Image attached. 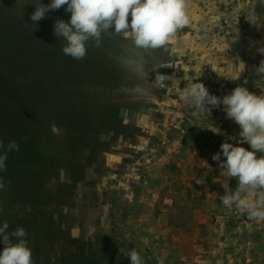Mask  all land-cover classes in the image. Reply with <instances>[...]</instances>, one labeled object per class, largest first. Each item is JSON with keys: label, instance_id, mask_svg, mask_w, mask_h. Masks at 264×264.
<instances>
[{"label": "rangeland", "instance_id": "obj_1", "mask_svg": "<svg viewBox=\"0 0 264 264\" xmlns=\"http://www.w3.org/2000/svg\"><path fill=\"white\" fill-rule=\"evenodd\" d=\"M36 3L0 0V109L9 114L2 124L20 146L19 182L27 183L17 193L0 191V225L7 222L9 233L25 229L34 264H130L120 248H134L143 264H264V221L235 208L218 217L200 196L180 205L175 188L150 186L143 171L154 153L190 131L251 150L212 134L219 114L205 108L194 117L179 93L186 77H199L211 94L226 95V48L239 56L243 47L249 65L259 66L264 0H187L190 23L163 48L144 50L103 33L82 60L64 55L53 34L57 20H70L66 6L35 25ZM245 79L264 95V74ZM169 156L167 169L174 166ZM236 186L232 179L229 187ZM168 196L172 207L163 204ZM193 205L203 209L198 217Z\"/></svg>", "mask_w": 264, "mask_h": 264}, {"label": "clouds", "instance_id": "obj_2", "mask_svg": "<svg viewBox=\"0 0 264 264\" xmlns=\"http://www.w3.org/2000/svg\"><path fill=\"white\" fill-rule=\"evenodd\" d=\"M34 5L31 21L35 25L45 18L47 12L66 6L70 20H57L53 34L63 40V54L75 60L86 57L89 41L99 47L103 33L123 35L137 48L155 50L166 46L190 23L187 0H51L48 5L38 0ZM112 29L114 31H110ZM259 51L264 54V48ZM242 67L245 68L244 62ZM256 72L264 74V60ZM194 78L197 82H193ZM198 78H185L187 85L181 88L180 99L194 108V117L201 115L205 108L215 109L222 105L226 118L239 127L240 138L251 149L224 142L220 151L213 155L212 159L220 162V176L224 179L221 185L224 195L219 196L221 204L246 213L249 220L264 221V95L250 91L244 81L230 93L217 96L211 94ZM51 130L55 134L60 132L55 124L51 125ZM19 147L14 140L7 145L0 140V149L3 150L0 171L6 170L8 153L19 151ZM221 155L225 158L223 161ZM232 179L237 181L234 190L229 187ZM196 183L204 184L205 177L197 179ZM3 187L0 180V189ZM8 228L7 222L0 225V242L4 245L0 251V264H34L25 229L19 227L9 233ZM12 237L17 242L13 243ZM120 253L130 260V264H143L141 255L134 248L127 252L120 248Z\"/></svg>", "mask_w": 264, "mask_h": 264}, {"label": "crops", "instance_id": "obj_3", "mask_svg": "<svg viewBox=\"0 0 264 264\" xmlns=\"http://www.w3.org/2000/svg\"><path fill=\"white\" fill-rule=\"evenodd\" d=\"M242 48L243 47H241L239 56L228 55L230 51H227L226 48L225 58L227 60H225L224 63V71L225 74L228 75V79H230L229 82L225 84L227 94L234 89L233 85L230 83L233 80L236 84H243L244 81H247L245 77L251 72L258 75L256 72L257 66L252 67L249 65L250 60L247 58L249 55L245 54ZM262 60H264L262 56H257V62L260 63ZM242 62H244L245 68L242 67ZM239 76L240 79H237ZM247 85L248 84L246 83L245 86L247 87ZM217 87H219L217 84L214 85V91L218 89ZM221 108H223L222 105L220 108H217V111L213 109L214 112H217L219 115L212 116V120L217 119L219 122L216 124L212 122V134L214 133L224 136L223 140L224 138L226 139L227 136L230 138V141L236 139L241 141L239 127L226 118V115ZM200 128L204 130L209 129L207 126H200ZM238 144L242 145V142H239ZM166 147L167 148L164 152H161L160 154L153 152V163L144 166L143 171H147L148 177H150L151 183L148 182L150 186H160V184H164V186L171 185L176 189L178 199L182 200L180 201V205L184 204V199H194L195 197L200 196L206 204L204 206L205 210L209 209L211 214L212 210H214L216 213H219L218 217L222 216L221 213L229 209L223 206L219 199V196L224 195V189L221 186L224 183V179L220 176V162L212 159L213 155L220 151V145L209 143L205 138L199 136L197 131H190L176 141L173 139V141L169 142ZM168 156L169 158H172L171 162L174 165L172 168L170 166V169H167L165 166ZM223 159L224 157L221 155V161H223ZM141 170L142 169L137 167L132 171L137 173L141 172ZM201 170L204 171L203 177H205V183L202 185L196 183V180L201 178L198 177V173H200ZM192 209V213L197 217L203 210L202 207L196 209L195 205L192 206ZM190 226L192 229H195L192 225Z\"/></svg>", "mask_w": 264, "mask_h": 264}, {"label": "trees", "instance_id": "obj_4", "mask_svg": "<svg viewBox=\"0 0 264 264\" xmlns=\"http://www.w3.org/2000/svg\"><path fill=\"white\" fill-rule=\"evenodd\" d=\"M4 109H0V140L4 142L5 145H7L10 140L8 137V133L6 130L3 129V124L7 116L9 114L7 112L3 111ZM3 150L0 149V153H2ZM19 179H21V176L19 175V172L17 170L16 166V151L9 152L7 155V160H6V170L0 171V180L3 181L4 187L1 190H6V189H14V191L17 193L19 192V187L21 185H26L27 183H20ZM29 193H32V189H28Z\"/></svg>", "mask_w": 264, "mask_h": 264}, {"label": "built area", "instance_id": "obj_5", "mask_svg": "<svg viewBox=\"0 0 264 264\" xmlns=\"http://www.w3.org/2000/svg\"><path fill=\"white\" fill-rule=\"evenodd\" d=\"M163 204H164L165 206H167V207H172L173 204H174V199H173V197H171V196L166 197V198L163 200Z\"/></svg>", "mask_w": 264, "mask_h": 264}]
</instances>
